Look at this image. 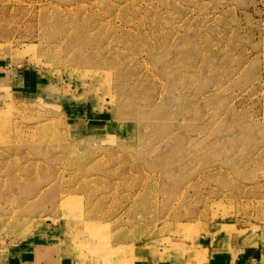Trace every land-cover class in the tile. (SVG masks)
<instances>
[{
  "label": "rangeland",
  "instance_id": "374dc122",
  "mask_svg": "<svg viewBox=\"0 0 264 264\" xmlns=\"http://www.w3.org/2000/svg\"><path fill=\"white\" fill-rule=\"evenodd\" d=\"M36 245L264 264V0H0V248Z\"/></svg>",
  "mask_w": 264,
  "mask_h": 264
},
{
  "label": "crops",
  "instance_id": "0c3cea01",
  "mask_svg": "<svg viewBox=\"0 0 264 264\" xmlns=\"http://www.w3.org/2000/svg\"><path fill=\"white\" fill-rule=\"evenodd\" d=\"M29 248V246H26L24 249L16 247L0 248V264H64L62 260L63 256H60V253L57 256L47 246L36 245L33 250ZM255 257H252L251 253H247L242 257H236L230 262L226 261V258L221 257L209 264H258ZM258 258L260 260L263 257L259 255Z\"/></svg>",
  "mask_w": 264,
  "mask_h": 264
}]
</instances>
